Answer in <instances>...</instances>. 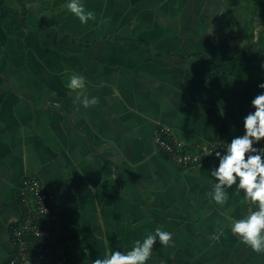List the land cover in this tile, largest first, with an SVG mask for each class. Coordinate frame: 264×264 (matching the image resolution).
<instances>
[{
	"label": "crops",
	"instance_id": "obj_1",
	"mask_svg": "<svg viewBox=\"0 0 264 264\" xmlns=\"http://www.w3.org/2000/svg\"><path fill=\"white\" fill-rule=\"evenodd\" d=\"M67 3L0 0V264L27 174L46 186L69 264L158 227L172 241L146 264H264L230 230L254 205L235 185L223 206L209 196L218 160L182 166L156 142L161 125L196 144L244 131L264 92V24L233 34L232 0H82L86 24ZM73 74L83 89L67 87Z\"/></svg>",
	"mask_w": 264,
	"mask_h": 264
},
{
	"label": "clouds",
	"instance_id": "obj_2",
	"mask_svg": "<svg viewBox=\"0 0 264 264\" xmlns=\"http://www.w3.org/2000/svg\"><path fill=\"white\" fill-rule=\"evenodd\" d=\"M66 8L81 24L96 18L94 12L85 9L82 0H68ZM260 66L264 69V61ZM84 86L82 76H70L67 84L70 90H81ZM257 87L264 89V82ZM82 103L85 108L92 107L98 103V98L85 96ZM251 106L254 111L243 117V135L232 138L223 153H214L218 165L210 169L216 182L209 196L217 205L223 206L228 201L226 189L235 185L237 191L243 192L241 203L255 205L256 209L249 210L240 219L232 220L231 233L253 252L264 254V147L255 146L264 140V92L251 100ZM171 241L172 233L158 227L142 241L136 240L131 250L108 252L104 258L93 260L92 264H146L157 242L169 246Z\"/></svg>",
	"mask_w": 264,
	"mask_h": 264
},
{
	"label": "built area",
	"instance_id": "obj_3",
	"mask_svg": "<svg viewBox=\"0 0 264 264\" xmlns=\"http://www.w3.org/2000/svg\"><path fill=\"white\" fill-rule=\"evenodd\" d=\"M240 135L243 132L236 136ZM232 138L196 144L180 138L169 125H161L156 132L161 153L182 166L216 159L214 153H223ZM19 199L24 214L11 228L12 254L5 264H69L72 259L70 247L57 231L56 216L44 182L35 175H25L19 186Z\"/></svg>",
	"mask_w": 264,
	"mask_h": 264
},
{
	"label": "rangeland",
	"instance_id": "obj_4",
	"mask_svg": "<svg viewBox=\"0 0 264 264\" xmlns=\"http://www.w3.org/2000/svg\"><path fill=\"white\" fill-rule=\"evenodd\" d=\"M232 33L239 29L252 32L256 26L262 25L264 16V0H232Z\"/></svg>",
	"mask_w": 264,
	"mask_h": 264
}]
</instances>
